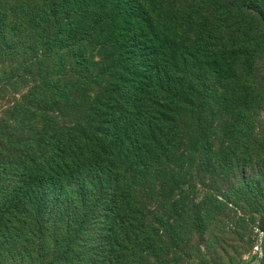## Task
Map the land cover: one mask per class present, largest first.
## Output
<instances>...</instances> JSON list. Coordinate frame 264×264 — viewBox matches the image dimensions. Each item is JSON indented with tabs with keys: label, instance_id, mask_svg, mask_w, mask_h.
Masks as SVG:
<instances>
[{
	"label": "trees",
	"instance_id": "16d2710c",
	"mask_svg": "<svg viewBox=\"0 0 264 264\" xmlns=\"http://www.w3.org/2000/svg\"><path fill=\"white\" fill-rule=\"evenodd\" d=\"M0 73V264H170L171 201L202 176L188 236L247 192L264 0H0Z\"/></svg>",
	"mask_w": 264,
	"mask_h": 264
},
{
	"label": "rangeland",
	"instance_id": "374dc122",
	"mask_svg": "<svg viewBox=\"0 0 264 264\" xmlns=\"http://www.w3.org/2000/svg\"><path fill=\"white\" fill-rule=\"evenodd\" d=\"M3 80L0 73V109L9 100L14 99L11 90H9V85L4 84ZM83 93L86 95V92ZM79 96L82 99L84 95L81 94ZM69 117V121L81 119L80 117ZM252 139L256 140L253 148L260 151V153L257 158L248 160V163H241V168H244V172L247 175L244 179L248 184V189L245 188L247 192L237 189L236 186L232 192L231 205H226V209H221L220 212L216 209L212 215H210L207 208L198 207L196 212L204 217L205 225L199 232H192L187 234L188 236H184V231L180 230L181 225L177 224L181 223V217L183 218L184 213L189 211L192 202L202 203L205 197L203 194L205 184L201 182L202 176L195 184H190V188L186 189L187 193L171 201V211L167 216L169 226L166 234L169 235V238L176 234L183 235L185 243L180 247L174 244L171 245L173 248L170 249V254L167 256L170 264H181L186 258L194 259L195 264H263L264 234L259 233L257 228L259 217L264 213V130H254ZM241 157L246 158V155ZM233 178L235 180V176ZM215 182L219 184V181L215 180ZM209 184L211 185L212 183L208 182ZM193 192L197 193L195 197H193ZM175 205L178 208H174ZM227 210L236 214L241 213L244 217L240 225L234 230L229 229L223 235L221 234L223 233L221 216L226 215L228 213ZM160 232L163 234L162 231ZM191 246L195 250L194 253L190 251Z\"/></svg>",
	"mask_w": 264,
	"mask_h": 264
}]
</instances>
